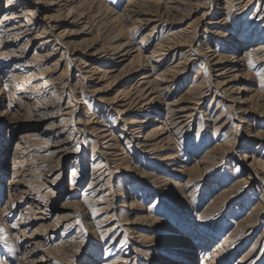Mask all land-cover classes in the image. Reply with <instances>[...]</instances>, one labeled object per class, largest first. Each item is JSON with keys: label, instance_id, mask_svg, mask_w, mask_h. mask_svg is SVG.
I'll list each match as a JSON object with an SVG mask.
<instances>
[{"label": "rangeland", "instance_id": "obj_1", "mask_svg": "<svg viewBox=\"0 0 264 264\" xmlns=\"http://www.w3.org/2000/svg\"><path fill=\"white\" fill-rule=\"evenodd\" d=\"M83 1L0 0V264H264V0Z\"/></svg>", "mask_w": 264, "mask_h": 264}, {"label": "bare ground", "instance_id": "obj_2", "mask_svg": "<svg viewBox=\"0 0 264 264\" xmlns=\"http://www.w3.org/2000/svg\"><path fill=\"white\" fill-rule=\"evenodd\" d=\"M70 1V0H69ZM83 1V0H82ZM84 2V1H83ZM93 2V1H92ZM94 3V2H93ZM98 4V3H97ZM6 6H8V5H10V4H5ZM132 5V4H131ZM95 6V5H94ZM92 5H91V9H92ZM102 7V4L100 3V1H99V5H98V8L96 7V9H99V8H101ZM137 7V6H136ZM95 9V10H96ZM102 9V8H101ZM100 9V10H101ZM175 9H176V7L174 6V5H169V6H161L160 4H159V2H154V4H148L147 6H141V5H139L138 7H137V9H134V8H132V7H129V8H127V9H125V11L127 12V15L125 16H123V15H118V16H116L115 18H116V26H115V34H114V41H117V40H122V39H124L125 37H126V39L127 38H129V34L131 33L130 31V29H128V28H126V30H125V27H123V20H131L132 19V21L134 22V23H140V22H142V17L143 16H145L146 14H151V15H153V16H159V17H161V16H165L166 18H169V17H171L172 19H174V15H175ZM93 10V9H92ZM97 11V10H96ZM31 13H34V11H32ZM101 13V11L99 12V14ZM113 13V12H112ZM124 13V12H123ZM4 15H2V18H1V20L0 21H2V22H4V21H6V20H12V19H15L16 17H20L21 15H19L18 16V14H12L11 12L10 13H8V12H5V13H3ZM108 15V14H107ZM108 16H110V15H108ZM110 18V17H109ZM150 19V18H149ZM148 19V20H149ZM107 20V19H106ZM110 21H111V19H110ZM118 22V23H117ZM115 23V22H114ZM5 24L6 23H2V24H0V27H4L5 26ZM111 24V23H110ZM113 24V23H112ZM118 24V25H117ZM114 27V26H113ZM186 27H188V25L186 26ZM3 29V28H2ZM43 31H42V33H46L47 31H49V29H47V28H45V26H43ZM51 29V28H50ZM185 29V28H184ZM189 32V31H188ZM144 37L145 36H142V38H141V40L142 39H144ZM243 37L245 38L246 37V35H244L243 34ZM171 40V39H170ZM250 40H252V39H250ZM48 41H51V40H49V38H47V39H45V40H43V42H48ZM129 41V40H128ZM128 41L126 40L124 43H117L116 45H113V46H111L112 47V54L111 55H113V56H117V55H119L121 52H122V54H120L117 58H120V61L123 63V61H127L128 60V56L130 55L129 53H130V51H129V49H127V45H128ZM179 41H181V40H179ZM178 41V42H179ZM171 43V42H170ZM159 50H162V45H160L159 46V48H158ZM256 50L258 51V52H263V54H264V42L261 44V45H259V46H257L256 47ZM99 51V50H98ZM157 52H159V51H156V52H154V57H156V56H160V55H162V54H160V53H157ZM47 56V55H46ZM45 56V57H46ZM145 57H143V56H141V54H140V52L137 50V53L136 54H134L131 58H130V60H128V62H127V65L129 66V65H131L132 67L128 70V73L129 74H131L132 75V79L136 76V72H138V71H141L140 69H143V67H142V65L144 64L145 66H146V64H148V62L147 61H142V59H144ZM258 58V57H257ZM113 59V57H111V58H109V60H112ZM136 59V60H135ZM214 59V58H213ZM223 59V57H219V58H217V59H214L215 60V62H217V63H219V62H221V60ZM36 60V59H35ZM72 61L74 62V64H77V66L81 69V68H91V64L92 63H94L95 62V60H83V58H80L79 56H75L73 59H72ZM35 62V61H34ZM138 63V66L139 67H137V64ZM155 66H148L147 67V69L148 70H151V69H153ZM110 69V71L109 72H113V71H115V68L114 67H110L109 68ZM178 70V69H177ZM179 71H175V73H178ZM163 73L164 72H160V73H158V75H155V77H154V80H158V79H162L163 77H162V75H163ZM150 75V74H149ZM10 76H14L13 74H10ZM38 76L39 77H41V79H43L41 82V84L39 85V87H44V86H46V87H48L49 85H51L52 84V82L50 81V79H48V78H44V76L42 75V74H38ZM38 77V78H39ZM146 76H142L141 78H145ZM232 77H233V75H232ZM30 77H28V79H29ZM234 79H235V77H233ZM162 81H166L165 79H162ZM14 82H17V80H16V78H15V76H14ZM25 83H23V86L22 85H18V89H26V87H28V85H29V81H27V80H25L24 81ZM150 82V81H149ZM136 83H139V84H137L135 87L136 88H139V93H137V94H139L140 95V97H145V99H147L148 98V96L149 95H147V94H151V93H153V92H151V91H155L154 89H156L155 87L157 86V85H154L153 86V88L152 89H150L149 91H147L148 90V88H143V87H140V86H142V84H140V80L138 81H136ZM36 88V87H35ZM80 88H82V87H80ZM166 88H167V90H168V86H166ZM159 89H162V88H159ZM244 88L243 87H241V86H239V87H237V91H242ZM202 93V91H200L199 92V94H201ZM240 93V92H239ZM146 95H147V97H146ZM179 100V99H178ZM178 100L177 99H174L172 102H170L169 104H171V106L169 107V117H170V123H172V124H174V125H179V123H181V121H183V120H181V119H183L182 117L183 116H185L184 114L182 115L181 113H182V111H185L186 110V108L185 107H182V108H178V109H176V108H174L175 106L173 105L174 103H177L178 102ZM200 102H198V104H199ZM164 104H168L167 102H164ZM140 107H143V106H140ZM261 107H264V103H262L261 104ZM191 116H193V113L192 114H190V115H188V117H191ZM132 123H136V122H132V121H129V122H127L126 124H129L130 126H131V124ZM179 127V126H178ZM185 126L184 125H181L180 127H179V129H181V128H184ZM141 130H143V129H141ZM100 131H103V130H99V132ZM155 131V130H154ZM216 130H214L212 133H216L215 132ZM141 132V131H140ZM156 132V131H155ZM145 136V135H144ZM213 150H216V147L214 146L213 148H212ZM14 160H16V159H14ZM202 161H206L205 159L204 160H202ZM14 162H16V161H14ZM196 176L197 177H200V175H198V173L196 174ZM46 187V186H45ZM113 228V227H112Z\"/></svg>", "mask_w": 264, "mask_h": 264}]
</instances>
